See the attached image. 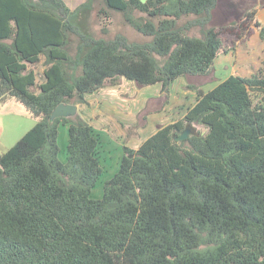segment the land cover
I'll list each match as a JSON object with an SVG mask.
<instances>
[{"label":"trees","instance_id":"obj_1","mask_svg":"<svg viewBox=\"0 0 264 264\" xmlns=\"http://www.w3.org/2000/svg\"><path fill=\"white\" fill-rule=\"evenodd\" d=\"M219 0H0V105L14 98L37 118L0 153V264H264V67L230 75L138 149L123 146L105 173L101 139L81 114L51 119L60 103L121 77L145 87L208 74L224 35L243 39L255 11L220 27ZM111 10L147 36L93 30ZM198 30L200 35L195 34ZM235 41H233V44ZM44 58V81L32 67ZM38 89V91L35 90ZM252 91L262 93L255 105ZM68 156L60 158V128ZM186 126L203 130L176 141Z\"/></svg>","mask_w":264,"mask_h":264},{"label":"rangeland","instance_id":"obj_2","mask_svg":"<svg viewBox=\"0 0 264 264\" xmlns=\"http://www.w3.org/2000/svg\"><path fill=\"white\" fill-rule=\"evenodd\" d=\"M65 1L70 7L75 8L85 0ZM263 4L264 0H219L212 24L220 27L236 19L242 20L248 12L256 13V9ZM110 13L111 17L107 19V23H103L104 20L97 17L96 11L93 12L91 23L96 33H101L103 24H106L109 29L107 37L123 33L130 41L149 39L127 24L121 12L111 10ZM258 31L260 28L255 24L251 25L243 39L236 40L234 34H225L227 48L234 45L235 48L230 49L228 53H220L208 74L179 78L171 84L168 93L162 91L161 84L142 87L132 80L121 77L117 83L107 82L98 91L88 94L87 103L77 104L79 106L77 114L86 118L99 134L100 152L105 156L103 163L105 173L101 182L93 189V197H103V183L118 170L124 145L138 149L160 127L183 118L188 109L200 98L201 90L212 89L230 75L250 76L253 72L261 71L264 67V40L259 38ZM194 33L200 35L198 30ZM32 67L37 71L38 83L44 81V58ZM35 90L38 91L37 88ZM251 96L255 105L259 106L262 93L251 90ZM36 122L37 118L22 102L11 98L1 103L0 153L12 147ZM189 127L193 132L203 130L201 126ZM68 143V126L63 125L60 128L59 144L60 158L64 161L68 156Z\"/></svg>","mask_w":264,"mask_h":264},{"label":"water","instance_id":"obj_3","mask_svg":"<svg viewBox=\"0 0 264 264\" xmlns=\"http://www.w3.org/2000/svg\"><path fill=\"white\" fill-rule=\"evenodd\" d=\"M145 1V0H144ZM78 112V105L73 103H60L57 105V107L53 110L51 119H56L58 117H71L76 115ZM193 130L189 126H186V128L179 134L175 136L176 141H181L186 138H188L190 135H192Z\"/></svg>","mask_w":264,"mask_h":264},{"label":"crops","instance_id":"obj_4","mask_svg":"<svg viewBox=\"0 0 264 264\" xmlns=\"http://www.w3.org/2000/svg\"><path fill=\"white\" fill-rule=\"evenodd\" d=\"M256 10L257 11L255 13L256 14L255 15V21H257V22L261 23L262 25H264V4L262 6H259ZM258 36L260 38V31H258ZM217 59H216V61H217ZM255 59H257V58H255ZM78 108H79V106H78Z\"/></svg>","mask_w":264,"mask_h":264}]
</instances>
